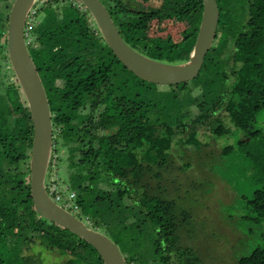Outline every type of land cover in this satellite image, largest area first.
Wrapping results in <instances>:
<instances>
[{
  "label": "trees",
  "instance_id": "16d2710c",
  "mask_svg": "<svg viewBox=\"0 0 264 264\" xmlns=\"http://www.w3.org/2000/svg\"><path fill=\"white\" fill-rule=\"evenodd\" d=\"M60 1L37 5L26 32L53 115V160H62L63 148L68 152L66 185L93 227L115 226L112 236L104 232L119 246L116 235L123 239V253L127 245H151L145 253L130 250L129 264H178L179 259L200 264L192 249L178 245L179 217L185 222L190 213L178 212L176 201L162 194L161 183L172 170L176 147L196 144L204 131L231 134L235 126L253 139V146L242 139L222 153L238 147L247 160L263 164L264 128L256 123L264 110V0H217V32L199 75L168 85L135 75L83 4L64 0L57 5ZM102 2L135 49L168 62L189 58L203 0ZM11 6V0H0V264H40L43 253L32 249L37 245L62 256L61 264H104L90 243L38 218L34 210L29 181L33 123L6 46ZM53 165L49 184L60 186ZM127 198L132 205L125 204ZM248 202L255 213L251 219L264 220V188ZM239 264H264V240Z\"/></svg>",
  "mask_w": 264,
  "mask_h": 264
},
{
  "label": "rangeland",
  "instance_id": "374dc122",
  "mask_svg": "<svg viewBox=\"0 0 264 264\" xmlns=\"http://www.w3.org/2000/svg\"><path fill=\"white\" fill-rule=\"evenodd\" d=\"M48 1L40 0L37 5L39 7ZM11 2L13 4L14 0ZM64 2L61 0L57 5ZM53 3L56 4L54 1ZM146 5L142 3L144 8ZM57 12L62 14L61 6H58ZM163 88L159 91L165 92L162 91ZM227 125L232 126L231 122ZM256 127L264 128V110L258 114ZM231 130V134L222 135H211L204 131L196 144L186 146L180 143L172 153V170L161 183L162 194L176 201L178 212L186 210L190 213V218L185 222L179 217L178 245L192 249L200 257V264H239L242 256L249 255L264 240V220L255 223L251 219L255 213L249 210L248 202L254 197L255 190L264 188V162L262 164L253 159L247 160L249 155L238 150V147L228 155L223 154L225 146H237L242 139L253 146V139L243 131L235 126ZM61 158V164L58 157L53 160L52 173L55 179H59L60 185L64 183L62 185L69 192L71 187L67 188L64 181L68 163V152L65 149L61 151ZM47 184L49 187V179ZM77 198L75 197V202ZM132 201L133 199L127 198L125 204L132 205ZM80 216L86 219L82 212ZM114 230V225L109 229L102 228V231L111 236ZM116 238H120V247L124 250L125 246L121 244L123 239L119 235ZM134 245H127V251L133 249L136 252L135 250L143 248L145 253L151 249L149 244H141V247ZM32 249L43 253L40 264H61L64 260L45 245H37ZM128 252L124 254L128 255ZM149 254L152 258L159 256ZM173 258L175 259L174 255ZM178 262L181 264V259ZM148 264L157 263L149 261Z\"/></svg>",
  "mask_w": 264,
  "mask_h": 264
},
{
  "label": "water",
  "instance_id": "95a60500",
  "mask_svg": "<svg viewBox=\"0 0 264 264\" xmlns=\"http://www.w3.org/2000/svg\"><path fill=\"white\" fill-rule=\"evenodd\" d=\"M40 0H14L8 15L6 46L10 65L33 123L30 153V188L34 210L43 218L61 226L90 243L104 264H129L121 247L104 231L76 212L55 201L49 191L53 161V115L41 75L29 50L27 24ZM89 11L102 37L118 59L135 75L159 85L179 84L195 79L212 47L219 22L217 0H203L202 20L190 56L185 61L168 62L147 56L131 46L117 28L107 6L101 0H77Z\"/></svg>",
  "mask_w": 264,
  "mask_h": 264
},
{
  "label": "built area",
  "instance_id": "2783aa9c",
  "mask_svg": "<svg viewBox=\"0 0 264 264\" xmlns=\"http://www.w3.org/2000/svg\"><path fill=\"white\" fill-rule=\"evenodd\" d=\"M34 13V11H33ZM32 14L30 15L31 18ZM31 21L28 20L27 24V30L31 28ZM49 191L51 195L53 196V193H55V196L53 198L56 202L63 204L66 208L76 212L77 214L80 213L81 208L79 205L75 202L76 193L74 191L66 192V188L63 185H58L56 183H53L49 186Z\"/></svg>",
  "mask_w": 264,
  "mask_h": 264
},
{
  "label": "flooded vegetation",
  "instance_id": "af4514ba",
  "mask_svg": "<svg viewBox=\"0 0 264 264\" xmlns=\"http://www.w3.org/2000/svg\"><path fill=\"white\" fill-rule=\"evenodd\" d=\"M102 1V0H101ZM40 21L39 20H37V22L36 23H39ZM63 149H65L66 150V148H63ZM62 151V150H61ZM61 151H60V153H59V155H61ZM59 164H61V160L59 161ZM67 188H68V186H67ZM81 212L82 211H80V213H79V215H81Z\"/></svg>",
  "mask_w": 264,
  "mask_h": 264
},
{
  "label": "clouds",
  "instance_id": "9594fccd",
  "mask_svg": "<svg viewBox=\"0 0 264 264\" xmlns=\"http://www.w3.org/2000/svg\"><path fill=\"white\" fill-rule=\"evenodd\" d=\"M33 14V13H32Z\"/></svg>",
  "mask_w": 264,
  "mask_h": 264
}]
</instances>
